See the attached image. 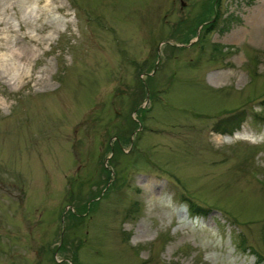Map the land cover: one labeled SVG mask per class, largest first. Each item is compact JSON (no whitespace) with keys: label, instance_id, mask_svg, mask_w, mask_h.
Returning <instances> with one entry per match:
<instances>
[{"label":"rangeland","instance_id":"obj_1","mask_svg":"<svg viewBox=\"0 0 264 264\" xmlns=\"http://www.w3.org/2000/svg\"><path fill=\"white\" fill-rule=\"evenodd\" d=\"M212 1L0 0V264H264V0Z\"/></svg>","mask_w":264,"mask_h":264},{"label":"trees","instance_id":"obj_2","mask_svg":"<svg viewBox=\"0 0 264 264\" xmlns=\"http://www.w3.org/2000/svg\"><path fill=\"white\" fill-rule=\"evenodd\" d=\"M212 13H213V16L215 18L216 14H217L216 7H212ZM210 20H211V17H210ZM202 26L204 27V29L208 28L207 24H204ZM189 31H190L191 35L195 34V28H193V29L190 28ZM187 39H188V36L185 37V41ZM149 78H151V76H149ZM135 110H136V108H135ZM137 110L140 111L141 110V106L138 105ZM243 113H244V110H237V111L232 112L231 114H229L228 116H226L224 118L218 119L212 126L213 131L216 132V133H219V134H232V132L234 130L238 129L239 125L244 120ZM138 127H139V125L135 123L134 130L136 128H138ZM111 176H112L111 172L107 170L106 171V179H105L106 183L108 182V180L111 179ZM185 201L187 202L188 199H185ZM188 205H189L188 212H190V214L192 216L202 215L208 210V209H205L203 207H199L198 205H197L198 207L193 206L190 201H188ZM86 208H87V205H86V202H84V203H82V205H80V207L75 212H73L71 209H67L64 212L65 213L64 214L65 218L66 219H74L76 217H79L80 214H83L86 211ZM76 213H77V215H76ZM62 243L63 242H61V243H59L57 245L56 248L58 250H60L62 248V245H63ZM239 243L243 244V241H240ZM243 248L244 249L245 248L250 249V247H248V246H244ZM75 257H76V255H73V262L76 259Z\"/></svg>","mask_w":264,"mask_h":264},{"label":"bare ground","instance_id":"obj_3","mask_svg":"<svg viewBox=\"0 0 264 264\" xmlns=\"http://www.w3.org/2000/svg\"><path fill=\"white\" fill-rule=\"evenodd\" d=\"M255 24H258V21L256 22V20L254 21ZM234 138H248V136H246V134H235ZM228 140H231L230 138Z\"/></svg>","mask_w":264,"mask_h":264}]
</instances>
